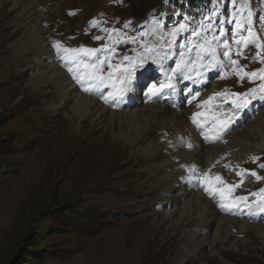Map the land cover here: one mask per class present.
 <instances>
[{
  "label": "rangeland",
  "instance_id": "1",
  "mask_svg": "<svg viewBox=\"0 0 264 264\" xmlns=\"http://www.w3.org/2000/svg\"><path fill=\"white\" fill-rule=\"evenodd\" d=\"M37 1L39 13L46 15L43 23L57 51L55 57L61 58L67 71L74 68L70 75L84 93L97 92L103 102L105 97L111 103L116 98L109 95L115 91L112 81L91 91L83 90L93 83L89 76L94 71L84 65H94L97 58L105 60L104 76L111 71L109 62L128 65L125 56L135 63L144 56L148 61L144 68L153 75L157 61L167 58L170 73L175 75L182 57L195 62L202 54L203 62L209 65L213 56L225 60L221 55L223 41L227 40L236 52L234 41L241 35L250 43L239 49L241 55L232 56L239 66L222 64V70L220 65L218 76L206 88L215 79L216 93H227L231 87L234 93L258 89L247 99L264 95V89H260L264 72L243 79L236 77L235 70L226 75L233 66L247 73L264 69V48L254 46L264 44V0ZM10 11L6 5L5 14L11 15ZM8 20L0 17V264H264V239L250 229L240 234L235 226L229 228L230 240L224 244L204 246L198 256L179 260L184 231H177L174 225L167 228L170 220L164 215L167 205L161 201L163 189L154 185L164 171L152 173L156 160L125 151L121 144L110 148L103 141L93 143L102 128L91 127L84 138L77 139L73 125L66 121L68 108L56 113L47 110L46 103L55 100L57 87L50 85L39 92L28 87L32 72L27 63L37 58L34 54L28 59L13 54L10 46L19 35L11 37L14 20ZM236 21H244L254 35L237 29ZM56 42H60L59 48L54 46ZM65 48L79 51L64 52ZM83 49L100 51L90 55ZM257 53L260 59H254ZM144 68L136 69L137 78ZM118 77L116 73L114 80ZM148 78L135 80H147L140 94L159 79L153 76L148 82ZM218 97L220 104L228 107L234 99L231 95ZM165 125L163 121L151 124L146 133L159 142L163 155L173 143V128ZM257 156L245 160L241 170L264 177V168L260 167L264 158ZM252 178L251 185L243 179L233 194L248 196L247 202L255 206L259 197L251 194L264 188V180ZM231 180L240 184L234 176ZM195 222L187 225L183 221L181 227L194 232L198 226ZM222 237L225 240L226 233ZM237 240L238 247L232 248L231 243ZM214 249L217 252L212 256Z\"/></svg>",
  "mask_w": 264,
  "mask_h": 264
},
{
  "label": "bare ground",
  "instance_id": "2",
  "mask_svg": "<svg viewBox=\"0 0 264 264\" xmlns=\"http://www.w3.org/2000/svg\"><path fill=\"white\" fill-rule=\"evenodd\" d=\"M6 5H9L11 15L5 14ZM49 10H53V7ZM39 11L37 0H0V17L14 20L15 31L11 37L19 35L13 40L11 51L23 59H28L32 54L37 58L36 62L27 63L28 70L32 72L28 87L34 92H39L43 87L48 90L50 85L57 87L55 100L46 103V108L55 113L68 108L65 112L66 121L73 125L77 139L84 138L91 127L98 130L102 128L101 134L93 143L103 141L110 148L121 144L125 151L130 150L132 154L140 153L148 156L149 160H156L151 172L164 171L154 185L159 184L163 189L161 201L167 205L164 215L165 219L170 220L167 228L174 225L177 231H184L179 260L183 261L192 255L198 256L204 246H213L217 242L224 244L226 240H230L231 226L240 229V234L247 233L248 229L256 231L264 239V225H261L264 224V214H250L249 210L243 209V204L239 210H223L219 206L222 202L220 194L209 195L198 179L201 170L204 173H209L210 170V175L219 174L232 184V176L241 180L237 172L242 171L245 160L256 157V154L257 158H264V101L248 98L252 101L251 104L234 112L233 105L228 107L224 103L220 104L222 102L217 96L212 102L215 111L230 113L233 117L232 124L221 130L215 121L209 120L200 125L193 123V114L204 111L207 107L197 105L216 93L214 85L217 81L209 88L206 86L219 73L220 65L223 66L219 63L222 60L215 56L210 59L212 65L204 63L203 55L200 54L195 62L180 58L175 75L170 73L169 60L161 58L157 61V72L154 75L150 69L144 68L137 78L140 81L149 76V82L151 77L157 76L159 79L155 84L159 85L160 82H165L166 76L172 75L175 84L173 89L166 88L162 93L152 95L146 87L144 93L140 94L147 80L142 83L135 81L136 84H132L133 90L122 98L113 96L116 97L113 103L109 99L103 102L95 91L96 94L84 93L64 68L61 58L55 57L57 51L52 46L43 23L46 15ZM196 93L199 96L193 99ZM198 119L204 120L203 117ZM161 121L173 128L169 127L173 143L168 142L171 149L169 148L167 155L162 154L164 152L156 139L146 136L150 125H158ZM111 142L114 144L111 145ZM189 144L192 147H188ZM99 148L102 150L103 146ZM175 153L182 160H178ZM226 164L231 167H225ZM243 179L250 185L254 180L248 175ZM223 202L227 203V200ZM193 220L198 222L195 233L192 232L193 229L181 227L183 221L188 225ZM211 231L212 235L209 234ZM225 233L226 238L223 240ZM237 242L238 240L231 243L232 248L238 247ZM216 252L215 249L212 250V256Z\"/></svg>",
  "mask_w": 264,
  "mask_h": 264
},
{
  "label": "snow or ice",
  "instance_id": "3",
  "mask_svg": "<svg viewBox=\"0 0 264 264\" xmlns=\"http://www.w3.org/2000/svg\"><path fill=\"white\" fill-rule=\"evenodd\" d=\"M236 28L237 29H244L247 31L248 36H253L254 34L252 33L250 28H245V22L244 21H236ZM113 32L118 31L116 29L112 30ZM97 39H101V37H97ZM130 39H135V38H130ZM234 43L237 45V51L233 52L231 49V45L227 40L223 41V49L224 51L221 53L226 59L219 61L220 64H232V65H237L239 66V61L238 60H233L232 56L233 55H241L239 49L240 48H246L248 47L250 41L248 40L247 37L241 35L240 39L235 40ZM55 47L59 48L60 47V42H56L54 45ZM255 47L257 48H264V44L260 43H255ZM64 52H75L79 51L76 49H68L65 48L63 49ZM83 51L89 53L90 55H94L96 52L100 51L99 49H83ZM62 59H65L67 62L66 57H62ZM254 59H260L259 53L254 57ZM123 60L129 61L128 65H112L109 62V67L111 71L107 74V76H104L102 74V68L103 64L105 63L104 59L97 58L96 63L94 65H84V67H92L94 71L91 73L89 76L90 81L93 83H89L88 87H85L83 90L84 91H91L93 87L99 88L101 86H104L106 81H112L113 82V87L115 88V91L113 93H110L109 95L113 96H119L123 97L126 95L128 92L132 91V84L133 81L137 79V73L136 69L137 68H144L145 64L148 63L146 58L144 56H139L138 57V63L133 62L132 57H123ZM151 63H156V60H152ZM179 67V65H178ZM237 73L240 79H243L244 76H250V77H256L257 73L259 72H264V69H259L256 70L255 72L252 73H247L244 72L243 75H239L243 71L242 68L237 67L234 69ZM69 72H73L74 68L69 67L68 68ZM147 71V70H146ZM116 73H119L118 79L114 80V76ZM80 79V77H77ZM264 78V77H262ZM81 83H83V80L81 79ZM118 85V86H117ZM175 87V84L173 83V76L169 75L166 76L165 82H160L159 85L157 84H151L150 87H148V92L152 95H155L157 93H162L164 89H173ZM260 89H264V85L260 86ZM258 89H249L248 92L246 93H213V95L209 96L207 100H202L200 102V105H197L200 107L201 105L207 106L204 111L196 112L192 116L193 123H196L200 125L202 122H208L209 120L215 121L216 124H218L221 128V130L227 129L233 122V117L230 113H218L215 111V106L213 105V101L217 96H224V95H231L234 97V99L230 102L233 105V111H239L242 107L251 104V100L247 99L248 96L253 95ZM197 96H199V93H196L193 96V99H195ZM255 99H259L261 101H264V96H258V97H253ZM107 99V97H105ZM191 103V101H189ZM200 117H203L204 120L201 121ZM220 117H226L225 119H221ZM188 147H192L191 144L188 145ZM195 167V166H193ZM225 167H231L230 165H225ZM261 168H264V164L260 165ZM210 173V170H209ZM209 173H204L201 170V173L198 175V179L203 183L205 187V191L209 195H214L216 193H219L222 202L219 203V206L225 210V211H230L233 208H236L239 210L241 204H243L244 207H246L249 210L250 214H264V188H260L257 193H252L251 195L253 196H258L259 200L255 202V206L253 204L247 203L248 201V196H239L236 197L233 195L234 189L236 187H239L243 184V177L245 175L255 177L256 180H264V177L260 176L258 173L255 171L251 170H242L240 172H237V175L241 177L240 184H229L226 180H224L223 176L216 174L215 176L210 175ZM195 174V173H194ZM218 185H224V187H219ZM227 200V203L223 202V200Z\"/></svg>",
  "mask_w": 264,
  "mask_h": 264
}]
</instances>
